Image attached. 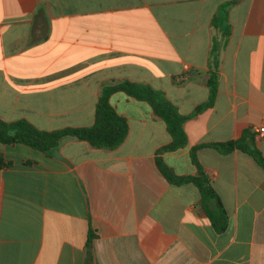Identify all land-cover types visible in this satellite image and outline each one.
Masks as SVG:
<instances>
[{"label": "crops", "instance_id": "0c3cea01", "mask_svg": "<svg viewBox=\"0 0 264 264\" xmlns=\"http://www.w3.org/2000/svg\"><path fill=\"white\" fill-rule=\"evenodd\" d=\"M212 74L213 103L197 111ZM123 81L187 116L186 145L162 151L165 123L122 91L110 104L128 131L113 149L0 143V264H264V169L251 155L195 151L221 231L214 204L156 164L196 176L193 146L240 139L264 156V0H0V119L88 127L102 87Z\"/></svg>", "mask_w": 264, "mask_h": 264}, {"label": "trees", "instance_id": "16d2710c", "mask_svg": "<svg viewBox=\"0 0 264 264\" xmlns=\"http://www.w3.org/2000/svg\"><path fill=\"white\" fill-rule=\"evenodd\" d=\"M208 100L196 110H202L213 103L217 91L216 75L212 74L208 80ZM116 91H122L128 96L147 102L154 114L162 119L170 135L171 141L161 148L162 151H174L186 145L187 138L183 129V123L187 116L178 112L177 108L169 102L161 91L149 85L131 81H123L115 84H106L102 87L95 105L94 122L88 127H67L56 130H42L24 119L15 121H4L0 119V143H20L31 148L48 151L55 148L63 138L73 137L88 142L92 147L98 149H113L123 142L128 131L126 118L117 113L110 104V96ZM249 136L252 137V134ZM201 146H210L220 152L227 153L234 148L251 155L258 165L264 169V156L242 140L229 141L226 143H208L193 146L190 149L192 162L197 168L196 176L177 175L161 159L156 160L157 167L164 178L176 185L192 182L199 190L202 200L212 202L214 210L206 209V212L214 225L221 231L226 222V213L222 208L220 200L210 184L208 176L204 173L197 161L195 151ZM94 236V231L88 229L87 245Z\"/></svg>", "mask_w": 264, "mask_h": 264}, {"label": "built area", "instance_id": "2783aa9c", "mask_svg": "<svg viewBox=\"0 0 264 264\" xmlns=\"http://www.w3.org/2000/svg\"><path fill=\"white\" fill-rule=\"evenodd\" d=\"M254 132L263 135L264 134V123L263 125L256 127L254 129Z\"/></svg>", "mask_w": 264, "mask_h": 264}]
</instances>
